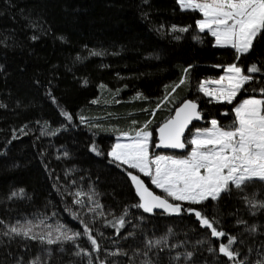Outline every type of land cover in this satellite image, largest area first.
<instances>
[{"label":"trees","instance_id":"trees-1","mask_svg":"<svg viewBox=\"0 0 264 264\" xmlns=\"http://www.w3.org/2000/svg\"><path fill=\"white\" fill-rule=\"evenodd\" d=\"M200 18L198 12L182 11L177 0H0V233L17 221L83 232V220L103 233L93 232L101 243L93 264H98L97 255L105 258V249L123 248L131 255L133 249L146 250V240L162 237L168 247L162 244L163 251L154 248L149 254L156 260L159 253L158 264H231L218 251L226 239L211 237L194 215L145 213L134 207L140 201L127 172H137L118 167L108 156L120 131L131 132L148 120L156 140L155 129L185 99L200 104L204 122L194 127L202 128L213 118L228 126L236 103L250 96L264 98L258 91L264 87V69L246 72L252 63L264 64V40L254 42L236 61L233 49L214 46L210 34L198 31L195 21ZM173 25L189 31L174 32ZM233 62L254 77L245 85L249 90L231 105L210 102L199 84L224 75V66ZM186 68L187 82L165 100ZM62 112L70 113L72 121ZM142 179L160 195L147 177ZM77 191L87 194L80 197L83 206L74 203ZM253 195L264 200V185L257 181L243 192L233 188L220 200L199 206L219 220L220 229L238 237L233 247L250 264L264 256V209H252L243 198ZM97 201L102 207L88 212ZM121 216L126 223L117 234L109 222L117 224ZM252 225L255 233L246 231ZM130 232L134 235L128 236ZM76 243L91 250L86 236ZM62 247L63 252L60 244L0 234V264L48 259L49 249V264H87V257L71 255L73 243ZM209 247L215 251L210 253ZM188 251L194 253L192 261L184 259ZM177 253L180 261H172ZM109 260L127 264V257Z\"/></svg>","mask_w":264,"mask_h":264},{"label":"snow or ice","instance_id":"snow-or-ice-1","mask_svg":"<svg viewBox=\"0 0 264 264\" xmlns=\"http://www.w3.org/2000/svg\"><path fill=\"white\" fill-rule=\"evenodd\" d=\"M177 3L182 11L198 12L202 16L195 21L198 31L210 34L214 38V46L233 49L236 61L253 49L254 42L264 40V0H177ZM172 31L187 32L189 27L177 28L173 25ZM176 38L179 39V37ZM194 39L199 40L200 37L196 36ZM92 54L98 55V53ZM262 69H264V64L258 66L256 63H252L247 67L246 72L259 73ZM183 73L165 100L187 82L189 69H184ZM253 79L254 77L246 74L244 69L238 66V63L233 62L224 66V75L219 76L218 79L202 81L198 90L204 96L210 97V102L231 105L242 91L249 90L245 88V85ZM209 85H215V87H209ZM251 91H257V89L253 88ZM258 91L264 96V87H260ZM141 98L144 97L137 94V99ZM95 102L93 101V103ZM156 107L159 108L160 105L158 104ZM232 112L234 120L228 126L213 118L209 121L210 127H194L193 122L204 119V116L199 110L196 100L185 99L175 108L174 115L155 129L156 140L153 139V131L150 130L152 121L148 120L141 127L132 129L131 132L120 131V138H124L126 142H120L118 138L108 152V156L112 158L111 162L118 167L127 166V169L136 170L143 176L150 177L151 184L166 194L164 196L156 194L146 186L140 175L128 171L127 175L140 201L134 207L143 209L145 213H153L154 210L161 209L168 215H194L201 227L210 230L211 237L226 239V243L219 244L218 251L227 258L228 262L250 264L248 258L246 256L241 258L240 250L233 247L237 243L238 237L229 235L220 229L219 220L210 217L199 207L209 201L220 200L222 194L231 193L233 188L243 192L257 181L264 185V98L255 96L245 98L235 104ZM223 114L227 115L228 113ZM62 115L69 122L73 119L68 112H62ZM152 115H155V111L152 112ZM80 119L84 120L83 117ZM132 123L135 125L136 121ZM190 125H193L194 131ZM20 131L23 132V129ZM189 146L190 150L186 155H164L151 151L153 148L184 150ZM91 150L97 155L101 154L95 146ZM64 155L67 156L68 153ZM20 192L22 193L23 189ZM11 195L16 196L17 193L13 192ZM83 195L87 194L81 191L75 192L74 203L83 206L84 202L80 199ZM88 198L91 202L92 197L89 195ZM243 198L252 209H264V200L255 199V195L252 198L248 196ZM185 204L188 207H185ZM101 207L97 201L95 207L89 208L88 212H95ZM252 214L255 215V212ZM99 215L102 216L104 213L100 212ZM124 215H127V211ZM81 223L84 225L83 232L72 231L65 225H59L55 228V235H53L52 230L37 231L41 228L43 221L39 224H34L32 221L24 223L17 221L7 231L0 234L10 238L22 237L27 240L39 241L41 244H60L61 252L64 251L62 245L71 242L76 248L71 255L87 257V264H93V254L101 252V243L97 236L93 235V232L96 231L100 236H103V233H100L98 229L94 230L89 226V223L83 220ZM109 223L110 226L117 229V234H119L126 221L121 216L118 218L117 224ZM237 223L246 224L247 222L239 220ZM46 227L51 229L50 225ZM246 231L255 233L256 225H252ZM169 233H171V229H169ZM82 235L87 237L91 250L76 243ZM132 235L134 233H128V236ZM198 243H206V241H198ZM162 244L164 247H168L166 237L146 240V250L136 248L133 249L131 255L123 248H118L115 251L105 249V258L100 259L97 255L96 259L98 264H122L120 261H110L109 257H127V264H158L159 253H155L156 260L152 259L149 254L154 248L163 251L164 248L160 247ZM207 250L210 253L215 251L212 247ZM248 251L251 252V249ZM51 255V250H46L48 259L37 256L29 260L28 264H49ZM141 256L143 259L137 260ZM183 256L186 261H192L194 253L188 251ZM170 259L180 261L181 254L177 253ZM17 264L20 262L17 261ZM70 264H75V262H70ZM254 264H264V256L255 260Z\"/></svg>","mask_w":264,"mask_h":264},{"label":"rangeland","instance_id":"rangeland-1","mask_svg":"<svg viewBox=\"0 0 264 264\" xmlns=\"http://www.w3.org/2000/svg\"><path fill=\"white\" fill-rule=\"evenodd\" d=\"M213 79H218V78H212V79H205V80H213ZM202 81H204V80H202ZM201 81V82H202ZM209 87H215V85H209ZM203 96H204V94L202 93V92H200ZM204 97H206V96H204ZM206 98H210V97H206ZM211 99V98H210ZM210 127V126H209ZM193 131H194V129H193ZM155 138V135H154V133H153V139ZM119 139H120V142H126L125 140H124V138H120L119 137ZM117 140H118V138H117ZM117 140L115 141V143L117 142ZM190 150V149H189ZM151 151L152 152H154V153H156V154H164V155H175V154H168V153H162V152H158L157 150H156V148H153V149H151ZM186 155V154H185ZM134 171H136V170H134ZM137 172V171H136ZM137 174L138 175H140V177H141V179H142V177H145V176H143V174H141V173H138L137 172ZM149 180H150V182H151V178L150 177H147ZM154 186V185H153ZM154 188H156L155 186H154ZM157 189V188H156ZM159 192H160V195H162V196H164V195H166V194H164L163 192H162V190H160V189H157ZM170 199V198H169ZM34 223V222H33ZM34 224H39V223H34ZM47 225H45V224H42L41 225V228H39V229H37V231H41V230H43L44 232H46V231H48V230H52L53 231V235H55V228L54 227H51V229H49L48 227H46Z\"/></svg>","mask_w":264,"mask_h":264},{"label":"water","instance_id":"water-1","mask_svg":"<svg viewBox=\"0 0 264 264\" xmlns=\"http://www.w3.org/2000/svg\"><path fill=\"white\" fill-rule=\"evenodd\" d=\"M198 103V102H197ZM199 105V110L201 111V107H200V104L198 103ZM202 112V111H201ZM203 114V113H202ZM174 115V113H173ZM204 116V115H203ZM204 122V119L200 120V121H194L193 122V125H199V124H202ZM193 125H190V128L193 129ZM186 135H188V133H186ZM158 142V141H157ZM156 150L158 152H162V153H168V154H175V155H182L187 149H184V150H179V149H157ZM153 213H164L163 210L161 209H156L154 210ZM166 214V213H165Z\"/></svg>","mask_w":264,"mask_h":264}]
</instances>
